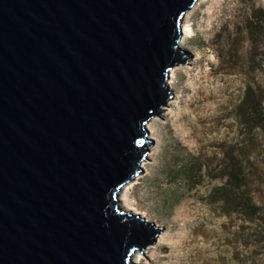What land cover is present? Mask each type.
<instances>
[{"label": "water", "instance_id": "obj_1", "mask_svg": "<svg viewBox=\"0 0 264 264\" xmlns=\"http://www.w3.org/2000/svg\"><path fill=\"white\" fill-rule=\"evenodd\" d=\"M196 0H0V264H143L122 208Z\"/></svg>", "mask_w": 264, "mask_h": 264}, {"label": "rangeland", "instance_id": "obj_2", "mask_svg": "<svg viewBox=\"0 0 264 264\" xmlns=\"http://www.w3.org/2000/svg\"><path fill=\"white\" fill-rule=\"evenodd\" d=\"M256 8L264 10V0H199L185 17L187 62L170 70L173 96L152 130L154 116L146 124L152 141L146 163L119 193L127 210L162 227L143 264H264V232L254 236V221L224 213L208 196L232 146L245 165L243 192L264 213V93L263 127L247 131L232 109L246 70L264 90V31L251 35L248 23ZM193 165L199 175H188Z\"/></svg>", "mask_w": 264, "mask_h": 264}, {"label": "trees", "instance_id": "obj_3", "mask_svg": "<svg viewBox=\"0 0 264 264\" xmlns=\"http://www.w3.org/2000/svg\"><path fill=\"white\" fill-rule=\"evenodd\" d=\"M254 22L249 21L251 26L250 34L259 35L264 31V10L256 8L252 11ZM248 80L244 83L242 93L238 101L234 104V118L238 123L246 127L247 131L259 129L263 127L262 107L259 95L264 93L257 83L251 78L248 70H246ZM227 153H223V158L218 165V174L220 176V184L210 188L208 196L213 203L220 206L224 213L229 215H238L244 220L255 222L256 229H253L254 236L264 232V213L263 208L257 205L255 200L243 192L246 185L245 179V165L241 163V152L236 151L232 146L228 147ZM201 168L198 166L188 167V175L200 174ZM259 231V232H258Z\"/></svg>", "mask_w": 264, "mask_h": 264}, {"label": "bare ground", "instance_id": "obj_4", "mask_svg": "<svg viewBox=\"0 0 264 264\" xmlns=\"http://www.w3.org/2000/svg\"><path fill=\"white\" fill-rule=\"evenodd\" d=\"M198 1L199 0H196V2L194 3V5L186 12V14H185V17H187L188 16V13H190V11L195 7V5H196V3H198ZM184 21H185V19H184ZM182 30H183V33H184V37H186V35H187V37L189 36V33L188 32H190V30L187 28V26H186V24L185 25H183L182 26ZM183 37V36H182ZM184 37H183V39L181 38V40H180V44L181 43H183L184 42ZM175 67V66H174ZM173 67V69L171 70V72H174L175 70H177V69H179L180 68V66L179 65H177L175 68ZM168 83H172V81H170V82H168ZM167 106V105H166ZM164 109H166L165 107H164ZM155 119H156V116H154L151 120H152V122L150 123V124H148V126H149V128H150V130H152V128H151V124L152 123H154V121H155ZM150 122V121H149ZM143 162V161H142ZM144 164L146 163L145 161L143 162ZM140 174V173H139ZM138 174V175H139ZM137 176V175H136ZM135 176V177H136ZM134 177V178H135ZM136 179V178H135ZM132 183V181H129L128 183H126L125 185H123L122 186V188H121V190H120V192L123 190V189H127L128 188V186L130 185ZM119 192V193H120ZM122 206V205H121ZM122 208H124V209H126L124 206H122ZM149 248V247H148ZM147 249V248H146ZM146 249L143 251V252H140V251H138V250H136L135 252H134V254H133V256H132V259H133V261L134 262H137V263H141L142 262V259H143V255H144V252H147L146 251ZM142 253H143V255H142Z\"/></svg>", "mask_w": 264, "mask_h": 264}]
</instances>
